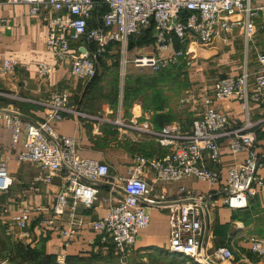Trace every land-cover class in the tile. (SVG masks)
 <instances>
[{
    "label": "built area",
    "instance_id": "obj_1",
    "mask_svg": "<svg viewBox=\"0 0 264 264\" xmlns=\"http://www.w3.org/2000/svg\"><path fill=\"white\" fill-rule=\"evenodd\" d=\"M0 3L29 4L32 14L48 28L46 51L55 63L68 67L74 77L85 83L96 76L101 57L112 49L121 55L123 76L129 64L159 71L177 64L185 52L188 54L187 47L192 43L211 45L216 37L222 35L227 39L240 26H244L249 42L257 26L255 22L264 14V0H1ZM1 22L9 27L7 18ZM151 26L157 53L131 49L130 39ZM170 49H173L171 53L163 54ZM258 63L252 76L245 69L239 75L218 79L209 90L211 94H204L203 110L188 129L177 122L139 129L150 134L167 152L152 158L139 155L130 175L114 177L121 184L123 194L106 216L90 223L94 231L103 239H110L118 250L126 251L150 224V214L143 201L153 186L143 176L144 168L150 166L159 179L166 181L195 176L208 182L213 190L193 192L176 209L170 210L168 252L198 263L214 264L204 251V219L212 199L219 197L223 205L240 210L264 195V151L259 147L264 118L253 121L250 117L251 107L263 109L264 113V51L258 54ZM19 65L16 58H3L0 78L14 75ZM38 71L46 77L53 67L40 63ZM216 99L241 102L244 120L239 123L215 108ZM35 103L43 108L44 120L26 122L18 114L7 117L13 142H18L23 134L24 151L20 160L48 173V180L52 173L67 170L66 185L58 194L54 214H63L67 206L77 201L91 207L99 195L95 183L112 177L110 165L80 156L75 137L61 135L52 122L63 120L65 114L75 115L80 121L97 117L80 110L70 94L62 91H53ZM117 122L123 127L133 126L120 119ZM223 143L234 159L226 171L222 163ZM12 184L8 161L0 158V191H8ZM30 219L28 210L13 217L23 236L28 235ZM47 223L52 224L53 219ZM77 231V227H70L63 230V235L71 240ZM250 242V252L264 257V239H250ZM214 257L225 262L235 260L237 255L233 247L219 245ZM57 264H67V256L59 254Z\"/></svg>",
    "mask_w": 264,
    "mask_h": 264
},
{
    "label": "crops",
    "instance_id": "obj_2",
    "mask_svg": "<svg viewBox=\"0 0 264 264\" xmlns=\"http://www.w3.org/2000/svg\"><path fill=\"white\" fill-rule=\"evenodd\" d=\"M3 18L8 19L9 27L3 25L1 22ZM47 37V26L38 16L32 14L29 4L0 3V61L3 58H16L20 62L14 75L0 78V158L7 159L8 170L13 178L11 188L8 191H0V263L57 264L58 255L65 254L67 264H181L180 255L168 252L170 210L176 209L193 192H211L212 186L195 176H184L175 181L159 179L156 172L150 166H146L143 176L153 186L151 193L143 201L150 214V224L142 231L138 241L122 252L110 239H103L94 231L90 223L106 216L116 199L123 194L121 184L114 180V177L130 175L138 164L139 155L152 158L166 153L167 149L161 147L159 143L146 142L145 146L146 139L142 134L117 127L120 125L117 122L120 115H117L118 106L112 99L113 94L123 92L118 86L119 75L122 78L126 75L125 79H137L140 75L134 72L125 73L124 76L122 73H97L96 81L82 82L69 72L68 67L55 63L45 48ZM230 42L232 41L218 36L210 46L212 48L210 52H215L220 45L231 46ZM153 49L154 53H157L156 45L150 50H145L148 52ZM191 49L189 45L188 54H191ZM227 50L232 49L228 47ZM172 51L173 49H170L163 54ZM225 59H227L225 56L211 55L209 59L192 60L193 63L185 77V92L189 94L187 98L189 104L186 105L190 108L189 111L193 106L190 101L194 97L193 94H198L200 99L201 109L193 106L198 110L195 118L203 110L204 94H211L209 90L218 79L236 76L242 72L237 73L241 58L229 59L230 63L226 61L228 63L226 65L222 63ZM40 63L52 65L53 71L49 76L43 77L39 74ZM243 66L244 70L253 71L252 68L255 69L259 63L251 65L245 57ZM132 68L131 70L139 69L140 72L145 69L135 66ZM255 71L249 74L252 76ZM151 74L153 77L159 75ZM169 79H173L174 85L178 84L180 77L173 75ZM107 81H110L108 85L105 84ZM162 85L165 87V84ZM127 89L137 95L129 86ZM53 91L70 94L76 107L97 117L80 121L75 115L65 114L63 120L52 122L53 127L61 135L75 137L80 156L107 162L112 174L111 178L95 183L99 188V195L91 207L77 201L67 206L61 215L54 214L53 209L58 194L66 185L67 170L52 173L48 180L46 179L48 173L29 162L21 161L20 156L24 151L23 134L20 140L14 143L12 131L7 125V117L12 114H18L26 122L44 120L46 114L35 101L47 98ZM147 92L150 95L139 94L141 97L138 96L134 104H131L132 118H129V121L133 122L131 125L156 128L158 122L153 117V109L157 108L150 104L152 93ZM214 106L228 113L235 121L243 118L242 104L238 100L216 99ZM169 107L170 105L161 108V114L165 116L164 121L167 122L175 118L173 109L168 113ZM262 110L260 109L259 114H262ZM190 117L187 115L184 118L185 122ZM174 122L186 129L189 128L181 121ZM259 137L260 150L264 151V133L262 132ZM140 143L144 144L141 148L138 147ZM137 148L139 150H136ZM222 155L226 171L234 162L226 143L222 144ZM208 164L212 166L209 161ZM262 173L264 174V168ZM68 197L73 199L72 195ZM151 200L156 201V204H151ZM211 204L204 219V251L212 258L214 264H264V257L252 254L250 240L243 238L245 235H253L254 238L264 239V195L256 198L248 208L240 210L223 205L219 197H214ZM24 210H28L31 216L27 236H23L13 222V217L22 214ZM51 218L53 223H47ZM70 227H77L78 231L74 238L68 240V237L63 235V230ZM219 245L233 247L237 255L235 260L225 262L217 260L214 252ZM239 255L247 256V259H241ZM190 261L194 264H204Z\"/></svg>",
    "mask_w": 264,
    "mask_h": 264
},
{
    "label": "rangeland",
    "instance_id": "obj_3",
    "mask_svg": "<svg viewBox=\"0 0 264 264\" xmlns=\"http://www.w3.org/2000/svg\"><path fill=\"white\" fill-rule=\"evenodd\" d=\"M256 23V28L252 30V40H250L249 42H247L246 40V36L244 35V26H240L234 29V32L229 35L227 37V39L224 38V36L221 35L222 38H224L225 40H230L232 42H230L229 45L231 46H221L218 49H215V52H210L212 50V48H210V46L214 43H212L211 45L208 46H204L198 43L192 44L190 45V48H192V52L191 54H187L185 52L184 57L179 60V62L175 65H179L180 70H181V74L183 75L178 84H168V87H159V85L154 86V87H149L148 91L151 92V96H152V100L150 102V104L152 106H155L157 109H153L154 110V118L158 117V120H160L162 117L161 114L162 110L161 108H164L166 106H169V110L168 113L172 112V109L174 110V116L175 118L170 122L164 121L167 123H171L174 121H181L182 123H184L183 125H186L187 127H190L192 120L195 119V115L198 113L197 109H201L202 105L200 102V99L198 98V94H193L194 97L192 98V100H189L193 103V106L196 107L194 108L192 106V110L189 111V107H187L186 105L189 104V102L187 101L188 98V93L185 92L186 89V80H185V75L188 72L189 66L193 63L192 60L194 61V59L196 60V58L198 59H209L211 57V55H218L221 57L225 56L227 59L223 60L222 63L223 64H228L229 59H233L236 58V60H240L241 58V64L240 67L237 69V73H240L241 71H244V61H245V57L246 60L250 62V64L252 65H256L258 63V54L262 51H264V14L261 15L260 18H258V21L255 22ZM140 37L137 35L136 37H134L133 39H131V42H136L138 44V38ZM215 41V40H214ZM221 44L223 43L222 41L220 42ZM155 44V40L153 45H135L137 49L139 48H143L144 50H150V48L154 47ZM226 45V44H224ZM230 48L232 50L228 51L227 48ZM132 49V48H131ZM114 50V52H113ZM112 53H107V55H104L103 57H101L100 61H99V66H98V73H121V55L119 53H117L116 49H113ZM217 52V53H216ZM230 53V54H228ZM132 55V54H131ZM228 63H227V62ZM174 66V65H172ZM133 67V64H129L127 67V72L126 73H133V71L131 69ZM171 67V66H170ZM258 67V66H257ZM257 67L253 69V71H255L257 69ZM128 70L130 72H128ZM145 70L147 72H152L154 71V73H158L159 71H155L150 67H145ZM248 73H253V71L248 70ZM126 76V75H125ZM125 76L122 78L119 75V80H118V86L119 88L123 89L122 94H120V92L113 94V99L112 102L117 103V115H120L119 118L127 124H132V121H129V118H132V115L130 113L131 111V104H134V100L136 98L141 97L140 95H136L133 93H126L125 92V88H127L128 86L133 89L136 87L137 85V80L138 79H125ZM150 78L151 75L149 76ZM106 80V78H105ZM92 82V81H91ZM89 82V83H91ZM110 82V81H109ZM109 82L107 81L105 84H109ZM180 88V89H179ZM144 94L148 95V92H145ZM150 95V94H149ZM144 97V96H143ZM109 98V96H108ZM146 104V103H145ZM194 108V109H193ZM242 113H243V118L237 120V122L240 123V121L244 120L245 118V114H244V110L242 109ZM260 113V109L256 108V107H251V114L250 117L252 118L253 121H261V119L264 118V113L262 112V114ZM116 115V118H117ZM191 116L190 119H186L187 122H185L186 116ZM179 117H181L180 119H178ZM163 125V124H162ZM263 125V124H261ZM260 126V125H259ZM117 127L126 129V130H132L135 132V134H142L143 137H145L146 140H144V144L145 146L147 145L146 142H150V143H155L157 144L158 141L156 139H154L153 137H151L150 134H147L145 132H141L139 129L142 128H152L151 126H140V125H133L132 127H123L118 125ZM155 127V126H154ZM153 127V128H154ZM257 130L259 131V129L257 128ZM260 132V131H259ZM264 133V132H263ZM144 144L140 143L139 144V148H141L142 146H144ZM136 150H139L138 148ZM253 232V230H252ZM251 233V232H250ZM255 236L253 235H245L243 236V238H248V240L250 239H255ZM180 263L181 264H194L193 262H191L188 258L182 257L179 258ZM189 260V261H188ZM172 263V261H171Z\"/></svg>",
    "mask_w": 264,
    "mask_h": 264
},
{
    "label": "trees",
    "instance_id": "obj_4",
    "mask_svg": "<svg viewBox=\"0 0 264 264\" xmlns=\"http://www.w3.org/2000/svg\"><path fill=\"white\" fill-rule=\"evenodd\" d=\"M133 38H131V39H133ZM131 39H130V48H132V49L135 48L136 47L135 45H138V44L140 46L141 45L148 46L149 44L150 45H153L154 40H155V37H154V27L151 26L150 28L145 29L140 34V37L138 38V44L136 42H131ZM154 49H153V51H148V52L154 53L155 52ZM132 71L134 73H137L138 75H140L137 78L138 80H137L136 87L133 88L137 92V95L144 94L145 92L148 91L149 87H154V86H157V85H159V87H164L162 84H165V87H168L169 86L168 84H170V83L173 84V79H169V78H172L173 75L179 76L180 78L183 76L181 74V70H180L179 65H174V66L165 68V69H163V70H161V71L158 72L159 73L158 76H154V77L151 74V73H154L153 71L152 72H147L145 69L142 70L143 72H140L139 69H134ZM150 75H151L152 78L149 77ZM97 78H98V74H96V76L92 79V82L96 81ZM176 81H177V78H176L175 82ZM125 92L126 93H131L130 91H128L127 88H125ZM161 117L162 118L160 120H158V117L155 118L156 121L158 122L156 128H160L161 125L164 123L165 116L164 115H161Z\"/></svg>",
    "mask_w": 264,
    "mask_h": 264
}]
</instances>
